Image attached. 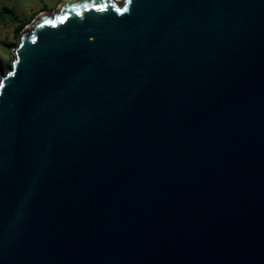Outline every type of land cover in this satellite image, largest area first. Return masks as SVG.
Returning <instances> with one entry per match:
<instances>
[{
  "label": "water",
  "instance_id": "95a60500",
  "mask_svg": "<svg viewBox=\"0 0 264 264\" xmlns=\"http://www.w3.org/2000/svg\"><path fill=\"white\" fill-rule=\"evenodd\" d=\"M0 264H264V0L32 18L0 73Z\"/></svg>",
  "mask_w": 264,
  "mask_h": 264
},
{
  "label": "rangeland",
  "instance_id": "374dc122",
  "mask_svg": "<svg viewBox=\"0 0 264 264\" xmlns=\"http://www.w3.org/2000/svg\"><path fill=\"white\" fill-rule=\"evenodd\" d=\"M62 1L63 0H0V7H8L19 18L28 19L31 16L34 18L40 13L49 14L59 10ZM12 28L13 27L8 22H0V42L7 44L12 43ZM9 59L10 53L8 49L0 45V60L5 63L9 62Z\"/></svg>",
  "mask_w": 264,
  "mask_h": 264
},
{
  "label": "trees",
  "instance_id": "16d2710c",
  "mask_svg": "<svg viewBox=\"0 0 264 264\" xmlns=\"http://www.w3.org/2000/svg\"><path fill=\"white\" fill-rule=\"evenodd\" d=\"M33 16L29 17L28 19H21L19 18L10 8L8 7H0V22H8L13 28H12V43H4L0 42V45L3 47H6L8 49V52L10 53V49H12L15 44L17 37L21 30L28 25V23L32 20ZM9 66V62L3 63V61L0 60V73H4Z\"/></svg>",
  "mask_w": 264,
  "mask_h": 264
},
{
  "label": "bare ground",
  "instance_id": "6f19581e",
  "mask_svg": "<svg viewBox=\"0 0 264 264\" xmlns=\"http://www.w3.org/2000/svg\"><path fill=\"white\" fill-rule=\"evenodd\" d=\"M68 1H71V0H63L64 3H65V2H68ZM39 16H42V15H39Z\"/></svg>",
  "mask_w": 264,
  "mask_h": 264
}]
</instances>
